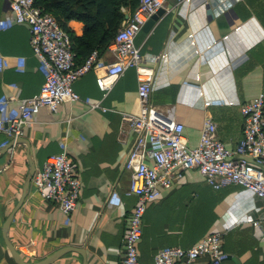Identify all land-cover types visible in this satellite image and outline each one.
<instances>
[{"label":"crops","instance_id":"1","mask_svg":"<svg viewBox=\"0 0 264 264\" xmlns=\"http://www.w3.org/2000/svg\"><path fill=\"white\" fill-rule=\"evenodd\" d=\"M65 27L74 37L84 31L76 19ZM134 42L142 63L153 69L151 103L183 124L188 146L197 144L202 122L210 117L218 139L235 148L243 126L240 107L258 92L264 95V0H167ZM111 60L101 53L94 68L73 84L77 101H63L55 113L41 108L23 128L20 137L30 143L35 171L64 150L81 178L80 197L69 214L29 186L8 232L26 261L74 246L84 250L87 264H121L136 198L128 195L130 173L123 167L134 135L119 133V111L138 112V80L133 67L107 77ZM45 74L32 53L28 26L16 24L8 1L0 0V118L16 115L20 99L36 94ZM97 77L104 79L105 90L98 88ZM10 139L0 132V147ZM27 172L25 144L0 156V264H16L2 226ZM211 232L222 234L227 258L220 264H264V201L238 185L213 188L197 169L185 170L178 183L146 206L139 263L154 264L158 250L188 248ZM51 264H82V257L70 251ZM195 264H209V258Z\"/></svg>","mask_w":264,"mask_h":264},{"label":"built area","instance_id":"2","mask_svg":"<svg viewBox=\"0 0 264 264\" xmlns=\"http://www.w3.org/2000/svg\"><path fill=\"white\" fill-rule=\"evenodd\" d=\"M16 24H26L32 53L46 69L39 91L21 98L17 114L0 118V132L10 138L20 137L41 108L51 113L67 100L79 99L73 84L92 70L100 59L93 49L80 63L68 31L35 0H7ZM184 0H178V3ZM167 0H139L137 7L123 21L106 52L112 60L105 75L111 79L133 67L137 73L138 112L119 111V133L134 135L123 167L130 173L128 195H134L122 243L121 264H140L138 243L142 234L146 206L164 189L172 188L183 178L185 170L195 168L213 188L238 185L264 201V95L258 92L240 107L242 134L235 148H227L216 135L210 117L203 120L198 142L190 147L180 121L162 113L150 101L153 69L142 63L140 48L134 39L145 22L164 8ZM98 88L106 89L104 79L96 78ZM2 103V102H0ZM209 104V102H207ZM97 109V105H91ZM30 185L45 201L54 203L69 214L78 203L81 178L67 153L62 150L48 157L32 175ZM257 225L258 222H253ZM202 256L209 264H220L227 258L222 248V234L211 232L188 248L179 246L158 250L154 264H195Z\"/></svg>","mask_w":264,"mask_h":264},{"label":"trees","instance_id":"3","mask_svg":"<svg viewBox=\"0 0 264 264\" xmlns=\"http://www.w3.org/2000/svg\"><path fill=\"white\" fill-rule=\"evenodd\" d=\"M139 0H35L37 5L50 12L62 27L70 19L84 24L83 34L74 37L68 30L76 62H82L96 49L99 54L106 51L122 25L124 10L132 13Z\"/></svg>","mask_w":264,"mask_h":264},{"label":"water","instance_id":"4","mask_svg":"<svg viewBox=\"0 0 264 264\" xmlns=\"http://www.w3.org/2000/svg\"><path fill=\"white\" fill-rule=\"evenodd\" d=\"M161 13H162V8L158 9L156 11V13L153 14L147 20V22H145L143 28L150 26L153 23V21ZM127 17H128V13H125L124 18L126 19ZM19 143H23L26 145V158H27V162H28V172L26 174V177H25V180H24V183L22 186V191H21L19 200L16 203V205L14 206V208L11 210V212L8 214V216L6 217V219L3 223V226H2V235H3L4 243L6 244L7 248L9 249L13 260L15 261L16 264H51L52 262H54L55 260L60 258L62 255L66 254L67 252L74 251V252H77L81 255L82 264H87L86 253L84 252V250H82L81 248L74 247V246H63V247L55 250L54 252H52L48 256H46V257H44L38 261L29 262V261L24 260L22 258V256L20 255V253L12 245V243L9 239V235H8L10 223L12 221V218H13L15 212L18 210V208L20 207V205L24 201V198L26 197V195L29 192L30 181H31L32 175L35 172V166H34V162L32 160V156H31L32 152H31V148H30V143L26 139H24L22 137L12 138L5 145L0 147V156H1L8 149H10L14 144H19Z\"/></svg>","mask_w":264,"mask_h":264}]
</instances>
